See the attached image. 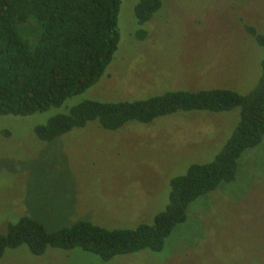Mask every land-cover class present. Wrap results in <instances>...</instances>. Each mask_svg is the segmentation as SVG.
Returning <instances> with one entry per match:
<instances>
[{"label":"rangeland","instance_id":"obj_1","mask_svg":"<svg viewBox=\"0 0 264 264\" xmlns=\"http://www.w3.org/2000/svg\"><path fill=\"white\" fill-rule=\"evenodd\" d=\"M137 0H121L119 42L100 79L57 107L0 115V231L22 216L47 231L90 221L109 228L150 224L167 202L170 180L218 154L239 121L228 111H176L116 130L97 121L50 141L37 125L84 100L133 101L170 90L257 83L264 46V0H161L136 39ZM0 264H264V135L238 159L235 178L197 197L160 251L142 249L108 261L80 247L7 248Z\"/></svg>","mask_w":264,"mask_h":264},{"label":"trees","instance_id":"obj_2","mask_svg":"<svg viewBox=\"0 0 264 264\" xmlns=\"http://www.w3.org/2000/svg\"><path fill=\"white\" fill-rule=\"evenodd\" d=\"M121 0H0V115H30L60 106L93 86L103 75L119 42L117 17ZM161 7V0H137L134 14L142 27ZM257 43L264 36L246 26ZM256 85L245 94L228 88L170 90L133 101L84 100L65 113L35 127L36 136L50 141L89 121L116 130L129 121L149 123L176 111H228L238 107L239 121L221 151L208 163H193L170 180L168 202L150 224L109 229L90 221L47 231L22 216L0 231V258L7 248L26 245L33 255L47 247L85 251L108 261L142 249L160 251L188 205L235 178L242 153L264 135V58Z\"/></svg>","mask_w":264,"mask_h":264}]
</instances>
